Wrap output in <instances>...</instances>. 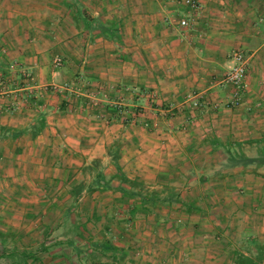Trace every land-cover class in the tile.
<instances>
[{
  "label": "crops",
  "instance_id": "obj_1",
  "mask_svg": "<svg viewBox=\"0 0 264 264\" xmlns=\"http://www.w3.org/2000/svg\"><path fill=\"white\" fill-rule=\"evenodd\" d=\"M9 1L26 4L4 13ZM92 1L83 3L90 6ZM102 1L106 2V17L117 23L127 44L124 41L118 46H88L81 54L93 57V66L85 72L90 81L99 85L100 95L105 98L101 101L112 106V100H116L124 111L107 110L97 116L95 123L83 120L79 123L71 109H67L65 118H59L64 121L61 126L57 123L51 126L49 122L36 140L25 143L21 139L19 152L28 155L40 146L65 162L67 155L72 156V149L80 148L86 155L87 151L81 148L87 137L95 141L94 149L88 151L91 155L117 140L119 166L128 177L150 189L166 184L180 187L182 183L176 188L180 199L195 206L192 215L173 203L169 208L150 207L137 211L134 217L127 216L125 230L134 237L132 242H137L131 246H141L135 251L141 256L138 264H232L235 251L250 244L248 238L254 235L258 240L264 238V212L260 210L264 202L257 206L261 205L257 212L262 216L246 219L242 213L256 210L253 202L264 196V188H257V184L261 185L263 179L258 180L244 167L229 165L231 156L255 158L264 144V105L256 107V102L263 104L264 100V0H195L201 5L199 11L189 10L184 0ZM35 4V0H0V37L7 35L1 32L8 23L4 15L31 24L38 22L41 11ZM185 16L192 19L188 29L178 26L179 19ZM13 47L16 50L17 46ZM17 50L41 52L40 46H18ZM233 51L242 52L247 61L241 103L236 108L231 106L233 88L221 81L232 65ZM0 52L1 57L9 52L1 42ZM36 57L32 69L39 82L45 66L39 61L40 56ZM108 57L115 58L116 63H109ZM126 84L130 91L123 97L121 86ZM107 89L112 91L110 99ZM189 97L199 101L198 108H192ZM6 101L7 98H0V103ZM11 118L9 114H1L0 124H11ZM56 128L66 135L62 146L56 145L51 137ZM90 128L102 129L90 132ZM77 134L79 143L73 139ZM41 174L48 180L46 171ZM16 193L15 198H23L29 204L20 205L23 199L7 204L8 211L0 218V230L36 226L37 217L32 211L40 212L37 216L46 223L49 215L46 212L52 203L55 216L51 228L64 223L59 214L60 204L55 200L61 192L21 189ZM38 193L40 206L34 199ZM7 195H13V191H1V196ZM42 197L52 200L47 203ZM84 199L83 194L78 198L80 206ZM112 205L111 201L109 207L120 210V206ZM227 208L236 211L230 218L226 215ZM66 209L72 213L74 208L69 205ZM219 212L222 221L210 215ZM28 215L32 216L27 218ZM236 215L242 216L243 221L239 222ZM111 245L120 246L115 242Z\"/></svg>",
  "mask_w": 264,
  "mask_h": 264
},
{
  "label": "rangeland",
  "instance_id": "obj_2",
  "mask_svg": "<svg viewBox=\"0 0 264 264\" xmlns=\"http://www.w3.org/2000/svg\"><path fill=\"white\" fill-rule=\"evenodd\" d=\"M35 2V5H37L41 11L38 22H33L31 24L28 20L25 22L23 19H14L8 17V14L7 16L4 15L5 19H8V23L3 27L5 28L3 29L4 31L1 32L2 34L7 33V35L0 37V42L9 52L7 54H1V58L7 63L4 66L5 72L0 71V98H7L8 101L0 103V115L9 114L13 118H11V124H0V126L26 127L34 122L39 113L45 114L44 129L49 125V122L51 126L55 123L61 126V123L64 121L59 118H65L64 115L67 113V109H71L70 112H73V117H75V120L79 123L81 120L95 123L97 116H99L101 112H106L107 110L115 113L124 111L122 106L119 107L118 103H116V100H112L114 102L112 106L104 103L105 101H101L105 98L100 95L99 85L96 84L95 81H90L85 72L89 67L93 66L91 63L93 57H91V55L84 56L81 54V51L88 46L93 47L104 44L118 46L124 44V41L125 44H127L126 38L121 34L120 44L101 37H97L93 42H89L83 35L81 22L78 23L79 26L75 24L69 11L64 6L63 0H35ZM104 3L106 2L102 0H100L99 3L94 0L87 8L93 17H100L105 21H109L111 19L106 17L107 12ZM21 4L26 3H19V1L11 3L9 1L6 4L4 13H11L14 8L16 11V9L21 7ZM33 29L35 30L33 31ZM33 38L35 39L33 40ZM24 44L29 46V48L32 46H40L41 52L37 54L35 52L25 53V51L17 50L18 46H25ZM13 46H17L16 50ZM123 47H125V45H123ZM11 48H14V53ZM67 50H69V54ZM38 55L40 56L39 61L45 66V68L42 69L39 82L34 75V69H32V61H37L38 58L36 56ZM56 59L59 64L55 63ZM108 59L109 63H112V65L116 63L115 58L108 57ZM127 86V84L121 86L123 97L130 91ZM107 90V99H110L112 96L110 93H112V91L109 89ZM10 96H13V98H10ZM84 98H88L87 100L89 101L86 102ZM70 101H72L71 104H69ZM62 103L65 104L64 109L61 108ZM256 103L258 104H256V107L264 105V101L263 104L259 102ZM107 107H109V109ZM81 115L86 116L85 119L87 120L81 119ZM101 129L102 128H90V132H94L95 130L99 132ZM41 134L42 132L40 135ZM40 135L33 139L28 135H23L15 140H0V218L8 211V209H6L7 204L23 199L20 197L15 198L17 196L16 192L21 189L32 190L34 192L48 190L50 193L56 191L57 194L61 192V196L59 198H57L58 196L55 197V200H58L56 204L59 203L62 206V208L60 205L58 207L61 210L59 214L61 213L60 216L62 219L64 217V212L67 211V206L72 205L73 200L69 194L72 188L79 187L80 185L87 188L93 181L97 172H101L104 175L105 180L109 182L110 188H100L90 193L83 191L82 194L85 196V203L80 206L77 200L75 207H73V212L70 213L69 217L64 220V223H60L56 229L53 227L51 228L54 221L51 219L55 216V211H53V207L55 206L52 203L49 205V212H46L47 214L49 213L48 220L51 221L45 220L46 223H43L41 217L37 216L40 212L35 214V211H32L34 212L32 214L37 217L36 226H27L21 229H8L5 231L0 230V264L11 262L10 258L1 257V249H4L7 253L15 252L18 254L24 251L35 255L37 259H28L26 264H138L140 259L138 257L141 256L136 255L135 251L140 250L141 246L132 247L131 245L134 246L137 242L133 243L134 237H131V235L127 233V230H125V228H127L125 227L128 219L127 216L134 217V215L130 216L129 214L130 201L122 197L121 192L113 190V188L120 183L119 178L116 176L113 161L108 155V151L114 143L120 147L119 142L114 140L109 145L105 146V148L103 147L104 151L103 148L100 150L97 149V152L91 155L88 151L94 149L95 141L87 137L88 139L84 144L87 146L83 145L81 148L87 151L86 155L84 156L81 153L80 148H78L79 150L72 149V156L69 157L67 155L65 162L61 159L57 160V156L54 158L53 155H50V150L43 151V149H40V146H37V150L28 155H22V153L19 152L20 149L17 146L21 139H23L25 143H30V141L36 140ZM51 137L55 139L56 145L62 146L61 142H64L66 135L63 134L60 128H56V131L53 130V135H51ZM79 138V134H77L73 139L79 143ZM27 146L29 147L30 145L28 144ZM101 150L103 151L102 153H100ZM74 152L76 154H74ZM46 155L48 157L45 158ZM54 159L56 160L55 164H51ZM121 170L125 173L123 169ZM246 170L249 174L258 177V180L263 179L260 181L261 185L259 183L257 184V188H264V166L256 168L255 166H248ZM43 171L47 172L48 175L46 178H48V180L44 179L43 173L41 174ZM39 174H41V176H39ZM125 175L128 177L126 173ZM166 185L170 186L168 184ZM181 186L182 183L180 187ZM123 187L127 188L126 186ZM177 187L178 186H175L174 188ZM183 187H185V185H183ZM5 189L12 190L13 195L9 197L8 195L1 196V191ZM247 190H249V188H247ZM34 199H37V204L40 206L39 193L38 195L36 194ZM42 200L46 202L51 201L52 197H42ZM111 201L113 204L112 206L118 205L120 206V210L109 207ZM21 202L26 204L19 203L20 205L29 204L28 201L24 199L21 200ZM263 202L264 196L253 202L254 209L256 210L250 213L242 212L246 219L247 217L262 216L261 213L257 212V209L261 207ZM106 203L108 205H106ZM258 204L261 205L257 207ZM45 205L44 203L43 206L45 207ZM10 206H13V204ZM64 209L65 211L62 212ZM179 209L181 208L179 207ZM260 210L264 212V207L260 208ZM225 211L227 212L226 215H229V218L236 212H232L230 208H227ZM241 211L242 210H240V212ZM210 215L213 216V219L222 221L220 218L222 214L220 212L219 214L215 213ZM31 216L32 215H28L27 218ZM235 218L238 219L239 222L243 221L240 215H236ZM65 221H69V223H65ZM1 222L2 224H7L6 222ZM70 222L72 225L85 223L84 226H86L87 223V228L82 238L76 235L79 229L76 230L73 228ZM112 227L115 230H113ZM129 227H131V225ZM49 236L52 237L49 238ZM263 236L264 234L262 237ZM53 239H56V241L50 243L49 241ZM261 239L262 240H258L257 236L254 235L248 238L250 244L248 243L242 250L236 251L243 252L247 255H253L254 248L252 249V244L253 242H264V238ZM67 240H71L76 246H82L90 241L96 243L101 240L110 243L115 242L120 246L115 247L117 249L115 255H110L109 253L103 255L99 250H96V252L93 251L94 253H91L93 255L89 254L94 258V263H91L89 259H86L88 253L81 254L79 257L75 247L66 243ZM41 242L45 247L50 248L49 252H45L41 249ZM128 243L130 244L127 245ZM163 252L165 253V251ZM110 256H115V259L112 260ZM131 256L136 258L133 259ZM231 262L235 264L234 255L232 256Z\"/></svg>",
  "mask_w": 264,
  "mask_h": 264
},
{
  "label": "trees",
  "instance_id": "obj_3",
  "mask_svg": "<svg viewBox=\"0 0 264 264\" xmlns=\"http://www.w3.org/2000/svg\"><path fill=\"white\" fill-rule=\"evenodd\" d=\"M64 6L69 11L73 21L77 26L78 23L81 22V28L83 35L89 42H93L95 38L101 37L108 41L114 43H121V32L117 23L113 20L105 21L100 17H93L87 6L83 3V0H63ZM6 61L1 58L0 56V71H4ZM5 72V71H4ZM65 104L62 103L61 108L64 109ZM45 114L39 113L35 118L34 122L27 125L26 127H8V126H0V140L4 139H18L23 135H28L32 139L40 135L42 130L45 127ZM264 143V142H263ZM262 148L259 150V153L255 158H249L245 155L241 156H231L229 158V165L230 167L241 166L247 168L248 166H255L260 167L264 166V144L261 146ZM120 147L117 144H113L111 149L108 151V155L111 157L113 161V166L115 167L116 176L119 178L118 186L113 188V190L121 192L122 197L127 198L130 202L129 206V214L133 216L137 211L147 209L149 210L150 207L154 208L157 206L163 207H171V205L178 204L179 207L187 211L186 213L191 214V211L195 206L193 203L185 204L179 197V193L176 191V188L173 186H163L160 189H150L145 186L141 181L137 179H131L122 172V168L119 166L118 160L120 156L119 152ZM235 159H238L236 162ZM231 163V164H230ZM127 188H124L123 186ZM94 187V188H93ZM108 189L110 188L109 182L105 180L104 175L101 172H97L94 176L93 181L89 184L86 188L82 187L81 185L76 188H72L69 192L72 198V205L71 207H75V203L78 198L82 195L83 191L90 193L91 191H95L96 189ZM70 209V208H69ZM69 209L64 212L63 221L66 220L69 216ZM74 224L72 225L73 228L77 230V236L83 237L85 233L86 227L82 224ZM48 229V228H47ZM68 245L75 247L77 255L80 257L81 254H87L88 256L86 259H89L91 263H94V258L90 255L93 251L99 250L100 253L102 252L103 255L109 253L110 255H115L117 249L111 245L108 241H100V242H88L83 244L82 246H76L71 240H67L66 242ZM75 245V246H74ZM254 248L253 255H247L243 252L236 251L234 253V262L235 264H264V242H253L252 249ZM41 249L45 252H49L50 248L45 247L42 243ZM1 257L10 258L11 262L6 264H26L28 259L36 260L37 258L35 255L29 252H20L16 254L15 252H5L4 249H1ZM93 252V253H94ZM90 254V255H89ZM111 259H115V256H110Z\"/></svg>",
  "mask_w": 264,
  "mask_h": 264
},
{
  "label": "built area",
  "instance_id": "obj_4",
  "mask_svg": "<svg viewBox=\"0 0 264 264\" xmlns=\"http://www.w3.org/2000/svg\"><path fill=\"white\" fill-rule=\"evenodd\" d=\"M183 4L187 6V8L191 11L201 10V5L195 0H184ZM191 24H192V19L189 16H185L179 19L178 21V26L182 29L190 28ZM231 60H232V65L223 73L221 81L224 85L233 88L234 93L231 101V106L233 108L234 107L236 108L241 103L240 92L244 88L243 84L246 75L247 61L245 56L240 51H233L231 53ZM55 63L59 64L57 59L55 60ZM188 99L193 109L199 107L198 100H193L191 97H189Z\"/></svg>",
  "mask_w": 264,
  "mask_h": 264
}]
</instances>
